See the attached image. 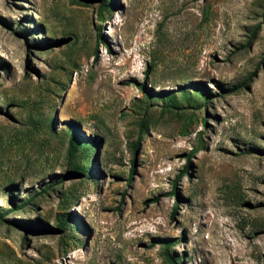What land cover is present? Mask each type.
I'll return each mask as SVG.
<instances>
[{
    "label": "rangeland",
    "instance_id": "rangeland-1",
    "mask_svg": "<svg viewBox=\"0 0 264 264\" xmlns=\"http://www.w3.org/2000/svg\"><path fill=\"white\" fill-rule=\"evenodd\" d=\"M113 1L0 0V264H264V0Z\"/></svg>",
    "mask_w": 264,
    "mask_h": 264
},
{
    "label": "trees",
    "instance_id": "trees-1",
    "mask_svg": "<svg viewBox=\"0 0 264 264\" xmlns=\"http://www.w3.org/2000/svg\"><path fill=\"white\" fill-rule=\"evenodd\" d=\"M102 5L100 6L99 17L101 21H104V13L108 11L110 8L114 6L113 0H101ZM246 84L243 83L238 86H234L226 91L231 93L237 90L239 87H242ZM142 89L146 92V98L150 100L153 96L150 91H148L144 85L141 86ZM210 94L204 86H193L192 91L187 90L185 87H182L179 91H170L161 94L162 107L163 110L173 114H183V110L193 109V110H201L203 107L202 101L205 102L210 99ZM196 118L195 111L190 115V120ZM190 123V122H189ZM202 123L206 124V120L202 119ZM141 129L146 130L147 124L146 121L143 120L141 123ZM67 134L69 136V147H68V161L70 170L69 176H82L85 175L86 180L92 176L95 172L96 167V159H97V149L98 142L95 139H89L84 137L79 131L77 126L70 125L67 129ZM139 147V142L135 145V150ZM191 158L189 157V162ZM190 168V164L186 165L184 174L188 172ZM173 194L176 195V189H174ZM73 197H69L64 195V201L66 205L71 206L74 201ZM31 200L25 201L17 205L20 209L25 208L30 204ZM177 212V206L174 209V214ZM5 213H0V220L3 219L6 222L14 223L17 222L15 220H7L5 219ZM76 222V218L73 214L68 213H60L58 224L60 228L63 230H67L71 224ZM164 263L165 264H184L183 259L174 255L171 251V248L167 246L164 249Z\"/></svg>",
    "mask_w": 264,
    "mask_h": 264
}]
</instances>
